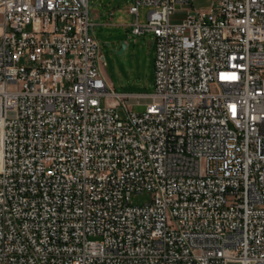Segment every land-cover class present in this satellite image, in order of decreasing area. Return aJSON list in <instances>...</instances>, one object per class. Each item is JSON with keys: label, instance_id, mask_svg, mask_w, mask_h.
Returning a JSON list of instances; mask_svg holds the SVG:
<instances>
[{"label": "built area", "instance_id": "1", "mask_svg": "<svg viewBox=\"0 0 264 264\" xmlns=\"http://www.w3.org/2000/svg\"><path fill=\"white\" fill-rule=\"evenodd\" d=\"M89 4L0 0V264H264V0H135L152 93L109 83Z\"/></svg>", "mask_w": 264, "mask_h": 264}, {"label": "rangeland", "instance_id": "2", "mask_svg": "<svg viewBox=\"0 0 264 264\" xmlns=\"http://www.w3.org/2000/svg\"><path fill=\"white\" fill-rule=\"evenodd\" d=\"M135 0H90V10L95 16L94 33L101 45L104 74L119 93H137L154 91L155 81V48L153 34L147 32L141 35L133 33V24L137 15L129 12V7ZM213 0H191L197 9H209ZM139 22L148 21L150 7L142 5L139 9ZM184 15L180 8L173 17L178 19ZM123 42L126 43L124 47ZM147 98L137 101L135 96L128 103L135 111H143ZM117 111L124 116L122 106ZM132 203L142 205L151 200L149 192L134 193ZM237 264V263H231Z\"/></svg>", "mask_w": 264, "mask_h": 264}, {"label": "trees", "instance_id": "3", "mask_svg": "<svg viewBox=\"0 0 264 264\" xmlns=\"http://www.w3.org/2000/svg\"><path fill=\"white\" fill-rule=\"evenodd\" d=\"M146 92H149V91H140L139 93H146Z\"/></svg>", "mask_w": 264, "mask_h": 264}, {"label": "water", "instance_id": "4", "mask_svg": "<svg viewBox=\"0 0 264 264\" xmlns=\"http://www.w3.org/2000/svg\"><path fill=\"white\" fill-rule=\"evenodd\" d=\"M123 45H124V47L126 46V43L125 42H123Z\"/></svg>", "mask_w": 264, "mask_h": 264}]
</instances>
